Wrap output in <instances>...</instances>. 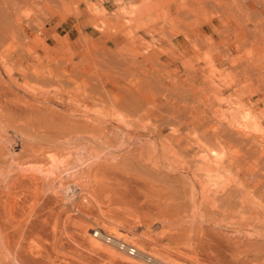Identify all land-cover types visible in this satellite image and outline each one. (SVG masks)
I'll return each instance as SVG.
<instances>
[{
    "label": "bare ground",
    "instance_id": "bare-ground-1",
    "mask_svg": "<svg viewBox=\"0 0 264 264\" xmlns=\"http://www.w3.org/2000/svg\"><path fill=\"white\" fill-rule=\"evenodd\" d=\"M69 2L70 0H68V3ZM193 2L194 5L198 4V6L196 5L198 10L213 8L218 10V12H223L225 9H230L231 5H235L239 9L246 11L250 17L257 18L260 16L264 21V0H194ZM50 3H53V0H0V264H13L14 260L21 261L20 264H47L44 261H37L38 259L34 260L29 258L30 251L33 249L39 251L42 242L44 244L48 241L49 244L46 243L47 248H50L52 247L50 243H58L64 237L72 239V234L67 231L63 233L61 231L63 229L62 225V229L57 225L61 224L60 217L62 215L59 212L63 205L60 206V203L63 201L64 197H78L80 200L90 203L97 212L100 213L101 211L103 212L102 214L105 213L104 215H106L111 222H116L114 223L116 225L118 222L121 223L123 221L125 223L129 221L138 223L141 217L153 213V215L160 217H164L166 214V219L171 215L169 218H172L171 220L169 219L170 222L168 223H171L170 225L173 227L172 224L179 222V220L176 219V214L177 210L181 208L180 202H177L179 208L178 204L175 202V200H179L181 197L179 196L178 198L177 193L185 197L187 196V190H192L188 187L189 184L192 183L190 182L192 180L189 181V177H193L194 179L200 175V177L197 178L198 182L200 180V188L203 191L201 194H203L205 203L207 204L210 201L209 204H211L214 194L228 190V188L226 189V185H229L233 181L231 177L232 173L235 175V172L238 171L241 175L240 178H242L245 176V171L247 169L253 168L252 170H255V172L258 169L263 171V148L262 153L260 152L261 156L257 154L260 149L259 151L258 149L257 151L255 150L256 153L251 149V157L254 154L253 156L257 158L254 164L248 165L250 168L248 167L246 169L245 167L247 166L249 157L247 161L243 158L239 160L236 159V161L233 158H228L229 160L226 168L222 163L224 153L226 151L228 152V150L224 149L227 146H223V144L226 145V143L220 144L218 148L219 145L214 139L210 138V136L205 138L201 135L203 133L200 134L196 132V130L195 132L198 134L196 135L195 133L196 136L193 135L194 133L192 134V136L196 138L186 137L181 133L179 134V132L172 133L171 135L168 134L169 136H163L164 138L161 137L162 135L157 134L160 136L158 138V140H160L159 143L162 153L160 156L156 150L159 146L153 145V138L155 137H153V134H150L152 132L147 133L146 131L149 128L146 129L145 125H141L142 122L137 118L142 111H147L148 113L150 111L141 107V102H138L139 105L134 104L135 101L133 103H131L132 101L129 102L130 99H136L133 94H136V92H132L133 95H129L131 92L127 90L128 88L125 89L129 93L125 95V92V96L122 94L124 97L119 93H117L118 98L114 94L110 95V99L112 100L108 99L110 93L108 91L109 89L106 91L105 86H102L101 82V89L98 91L95 88L94 91H97H93L95 96L91 91H89L90 93L87 95L86 92L88 91L80 94L74 92V90H67V88L64 90L58 88V91H63L58 102L59 108L57 109L59 111L51 107H42V105H46V103L50 106L47 102L48 99L46 103L44 102V104L39 106L43 100H46L43 99L44 90L43 87H41L42 85L50 84L51 86V83L55 84L56 82H60L63 78L64 80L67 79L71 85L73 82L74 85L75 81H73V79L75 76L73 73H77L78 75V69H81L79 68V65H81L79 64L80 62H74L76 58H71V56L70 58L68 56L66 58L63 57V60L69 58V60H67L68 63L64 65L65 63L61 60L62 56L60 59L58 56L50 54L53 52L59 53L61 50L65 49L69 43H66L68 40H65L66 42L62 41L55 51L53 50L50 52L51 50L49 51V49H47L46 43L44 42V44L41 39L40 44H44L42 46L45 52V57L43 56V58L40 55L34 54V52L33 54L26 53L27 50L33 48V46L32 44L29 45L30 43L28 44V41L21 42L22 39H28L24 27L29 25L32 21L35 23L36 20L34 21L33 19H36L37 15L40 13H44V10L45 12L46 10L47 12L49 11L48 13H50L51 16L54 15L50 8ZM138 3L139 0H112L113 6H116L117 10L126 17L133 15ZM60 4H62V2ZM63 13L66 15L65 12ZM45 15H47V17L49 16L47 13H45ZM42 17H44V14ZM65 17L68 16L66 15ZM41 19L38 18V20ZM263 21L259 23V25L261 23L263 24L261 28L258 27L259 25L256 27L258 29L257 31L262 34L264 33ZM30 25L33 26L34 24L32 23ZM30 25L28 27H31ZM40 28L38 27L37 31ZM35 37H37V39H33L34 41L40 40L39 37L41 36H37L36 34ZM37 43L39 44V41ZM35 49L34 51H36ZM83 58H81V61L85 59ZM76 63L79 64L78 71L75 70L77 66ZM84 63L83 65H85ZM85 71L86 70L82 72L87 74H85V76L93 78L92 76L94 75L91 74L90 77V74L88 75ZM105 74L106 73H104V75ZM99 76L102 77V74H99ZM110 76L108 75L105 77L110 78ZM94 78H98V75ZM75 79L79 84L81 83V81H78L77 76ZM92 80L93 79H89V82L85 79L83 80L84 82L82 81L83 85L81 84L79 86L86 88L89 84L90 87L92 86V84H90ZM100 81H102V78ZM77 82H75L74 86H76V84L78 85ZM62 85L65 86L64 83H62ZM117 86L113 84V90H115ZM74 88L76 89L77 87ZM92 88H94V86ZM82 89L84 90V88ZM87 89L88 88H86V90ZM121 91V93L124 92L123 89H121ZM91 94H93V96ZM138 97L139 96H137V98ZM122 98H125V100L129 99V101L123 102L124 99L122 100ZM138 99H136V101H138ZM108 100L112 101V103H109ZM91 103L94 108L96 107V110L92 113L90 110ZM254 112L249 108H238L237 111L231 114L232 128L237 130L239 134H243L242 137L246 135L249 137V135L261 134L263 132V126L260 124V121H258L259 118H257L258 114L255 112L256 115ZM146 114L147 113H145L144 116H146ZM258 116L260 117V115ZM263 116L264 114L262 117ZM140 118L141 116L139 119ZM198 135H201L207 140L210 138L211 140L209 141L214 140V143L217 145L212 143L220 150L216 147L212 149L214 145L212 146V143L209 144V141L207 144L211 145L212 148L207 144H203V141L200 140L199 137L197 138ZM223 137L224 136L221 138ZM221 138L220 142H222ZM227 138L224 137L223 139L227 140ZM229 139L230 138H228V140ZM233 141H235L234 138ZM204 142L207 141L204 140ZM153 153L155 154L154 157ZM69 161L71 162L69 163ZM225 161H227V158ZM65 162H67V164ZM164 169L166 171H164ZM178 170H180L178 173L179 175L181 174V177L177 176L179 178H175L176 176H174L173 179L175 181L172 179L173 182L170 181V183L172 182L171 185L173 184L172 186L174 188L176 187L174 183H182V185L180 187L178 185L175 188L176 192L174 191L175 193H171L169 197H166L163 192L164 189L162 190L154 187L155 184H153V179L164 180V182L166 180V183H168L167 180H169L170 177L168 175V178L166 173L174 174ZM153 171L155 172L154 178ZM246 178H249V176ZM223 179H225L224 183L222 181ZM194 180L197 181V179ZM154 182L156 183L157 181ZM183 183L189 184L186 187L184 186L186 184ZM192 184L191 186L194 187L195 184ZM231 184H233V182ZM231 184L230 187L232 186ZM162 185L165 184L163 183ZM166 186L167 189L168 185ZM182 186L184 188L186 187V191L183 190L184 188H182ZM191 186L190 188H192ZM26 188L33 189V192L36 194L30 191L36 196H34L35 198L32 197L33 195L31 196L32 193H28L30 195L27 194L28 197H32L30 199L31 201L34 198L33 202L30 201L32 203V205L30 204L31 207L30 205L28 206V197L25 196ZM170 188L171 186H169V189ZM169 189V193L173 191V189H170L172 191ZM11 190L13 192H11ZM193 190L189 192H194L195 190ZM197 192H195V194H198ZM225 194H229V192L226 191ZM231 194L229 195L230 197ZM226 197L222 200L226 199ZM180 199L182 200L183 198ZM234 199L232 198V200ZM167 200L174 201V203L177 204V206H174V208H176H173L171 202L167 203ZM200 200L204 204V201H202L203 199ZM232 200L230 199L231 203ZM59 201L61 202L59 203ZM226 201L229 200L226 199ZM185 205L182 206V209ZM210 206L205 205L204 214L202 211H200V213L203 214V220L214 223L217 227L220 225L222 226L223 222H228L229 225L230 223L232 224L235 217L238 216L237 212V216L233 211L228 212L226 210L221 213L215 205H212V207ZM199 207L202 208L201 206ZM232 208H234V206ZM63 209L64 207L62 210ZM174 211H176V214H174ZM180 211L183 212L179 210L178 213H180ZM221 211L223 210L221 209ZM254 213L255 211L253 214ZM257 215L262 217L263 214L260 216L259 213H257ZM220 216L222 218H220ZM181 217H179V219ZM259 217L257 218L259 219ZM257 218L254 219L253 217L254 220ZM236 219L234 222L237 221ZM68 220H66V222H68ZM257 222H259V220ZM63 227H65L64 224ZM200 228L202 229L201 231L193 234H188L185 230H179L177 228L176 230L173 229L175 230L173 232L168 231L165 234L163 233L164 236L161 237L160 240L155 239L156 241H154V243H159L158 245L162 246L164 245V240L167 241L166 244L168 246L165 248L163 247L164 250L162 249L164 252L165 250L167 252L165 257L162 256L163 254L151 257L142 249L139 250L134 245L109 235L103 230L99 232L98 229L93 230L94 233L91 234L94 240L104 241L110 247H114L117 251L133 258V261L126 262L127 260H123L120 254L117 255L112 249L108 250L104 247H93V249H89V252L86 254L75 250L70 245H61V249L64 255L73 256L85 261V263L81 264H98L95 257L107 258L110 262H115L116 264H147L151 263V261L157 264H180L181 262H190L191 264H260L261 255L259 253L264 251H258L260 248L256 246L258 250H254L255 247L251 248V245L250 248L248 247L249 244H253L251 240L262 237L257 231H255L256 233L252 232L255 227H252L253 230L242 227V230L248 233L246 237H243L247 238L249 243H246L248 242L247 239H245L246 242H244L241 237L239 238L235 235V232L238 231L236 227H234L236 231L233 233L228 232L229 236L227 234H218L215 232L216 230L214 231L213 229L211 230L214 232L209 229L204 230L203 227ZM27 241H32V243L29 245ZM13 242L15 243L14 245ZM12 245L16 250L19 249V252L17 251L16 253Z\"/></svg>",
    "mask_w": 264,
    "mask_h": 264
},
{
    "label": "rangeland",
    "instance_id": "rangeland-1",
    "mask_svg": "<svg viewBox=\"0 0 264 264\" xmlns=\"http://www.w3.org/2000/svg\"><path fill=\"white\" fill-rule=\"evenodd\" d=\"M58 1L53 0V3H50V8L54 15L51 16V14L48 13L49 11L47 12L46 10L45 12L44 10V13L42 12V14H39L41 17L44 14V17H42V19L39 15H37V18L33 19L34 21L36 20L35 23L33 21L30 22V24H34L33 26L29 24L31 27H28L29 25L24 27L27 33L26 35H28V39H22L21 42L28 41L27 43H30L29 45L32 44L33 48L28 49L26 52L27 54H33L34 52V54L40 55L43 58V56L45 57V52L43 51L44 49L42 45L46 43L45 45H47V49H49V51L51 50L50 52H52L53 50L55 51V49H57V46H59L62 41L66 42L68 40L66 43H69L67 44L65 49L61 50L59 53L53 52L50 54H52L53 56H58V58L62 56V59H60L65 63L64 65L68 63L67 60H69L70 56L71 58H76L74 62H80L79 64L81 65L76 63L77 66L75 70L78 69L79 65V68L81 69L78 70L81 74L78 72L79 76L77 75V73H73V75L75 76V78L77 76L78 81H81V83L79 84L74 78L75 80L73 79V81L78 83V85L76 84V86H74L75 82L74 85L73 82L71 85V83L68 82L67 79H65V81L63 78L60 82H54L55 84L51 83V86L50 84L42 85L41 87H43L44 90L43 99L46 100H43V102L39 104V106L44 104V102L46 103L48 99L47 102L50 106H48V104L46 103V105L44 104L42 105V107H51L59 111L57 109L59 108L58 102L59 98L62 96L63 91H58V88H62V90L67 88V90H74V92L80 94L88 91L86 92L87 95L88 93H90L89 91H91V93H93L95 96L94 92L101 89V82V85L105 86L106 91L109 89L108 91L110 93L108 95V99H110V95L113 94L118 98L117 93L124 95V93L126 92L125 95H127L129 92H131L129 93L130 95L132 94V92H136L137 95L135 93L133 94L136 99L140 98L138 99V101H136V99H130L129 101V99L125 100V98H122V100L124 99L123 102L132 101L131 103H133L135 101L136 103L134 102V104H138V102H141V107H143L144 109H148V111L153 113L152 114L150 112L148 113L147 111H142L139 115V117L141 116V118L139 119L138 116L137 118L142 122H140L141 125H145L146 129L149 128L148 130L150 131H146L145 129L147 133L152 132L150 134H153V137H155L153 138V145L159 146L156 148V150L160 156L162 155V153L161 145L159 143L160 140H158L160 136L158 135H162L161 137L169 136L168 134L171 135L175 132H179V134L181 133L189 138H196L195 136L198 133H203L201 135H203L205 138L207 136H210V138L214 139L219 145L218 148L220 147V144L226 143V145L223 144V146H227L224 149L228 150V152L226 151L224 153V159L222 162L226 168L227 162L230 158H233L235 161L236 159L239 160L243 158L245 159V161H247L249 157L247 166H245L247 169L249 167L248 165H252L256 162L255 159L257 157L253 156V151H257V149L259 151L260 149L257 154L261 156L260 154L262 153V148L264 149V116L262 117V115L264 114V33L262 34L257 31L258 29L256 27L261 21H263L262 17H250V15L246 11H244L243 9H239L235 5H231L230 9H225L223 10V12H218V10L213 8L198 10V8L196 7V5L198 6V4H196L195 2L196 5H194V0H191V2L190 0H145L142 3L141 0H139L138 6L141 3V10L136 19L130 21L134 13L129 17L124 16L125 19L113 15L114 10L115 13L120 11L117 10L116 6L110 4L109 21L107 22L104 31L101 32L100 30L85 28L84 33H82V28H80V35L87 36L88 33L90 35H93L94 38L85 37L76 41L75 39H77V34L75 31L73 33H70V27L73 21L75 22L76 19H85V3L82 0H70L69 3L68 0ZM60 1L62 2V4H60ZM57 2L60 4V6ZM63 12H65L68 17H65L66 15H64ZM45 13H47L49 16L47 17ZM38 18L43 22L41 20H38ZM36 23H39L40 26ZM262 25L263 24L261 23L258 27L261 28ZM97 26L100 29L103 27V25ZM38 27L41 28L37 31ZM33 29L35 30V32ZM144 32L149 36H153V39H156V42L153 44L139 43L137 39L139 38V35ZM36 34L37 36L40 35L41 37H39L40 40L38 39L34 41L35 39H37V37H35ZM120 38H127L129 42L123 43V39ZM41 39L43 43L45 42L42 45L40 44ZM30 41H32L34 45ZM38 41L39 44L37 43ZM34 49L37 52L34 51ZM67 56L69 58H67L66 60L65 58ZM63 57H65V60H63ZM81 58H83L84 60L81 61ZM83 63L85 65H83ZM84 70H86L85 72H87L88 75L90 74V77L91 74L94 75L92 76L93 78H88V76H85L86 73H82L84 72ZM104 73L106 74L104 75ZM99 74H102V77L99 76ZM97 75L98 78L95 79L94 77H97ZM108 75H111L110 78H112L113 80L105 77ZM82 76L87 77L83 78L88 81L89 79H93L90 83L92 84V86L90 87L92 88L94 86V88L91 89L89 87V84L88 87H86L88 88L87 90L85 87L79 86L81 84L83 85V80H85L81 78ZM101 78L102 81H100ZM97 80L99 81V83ZM112 82L116 86L118 85L117 88L119 87L120 89L116 88L115 90H113ZM62 83H64L65 86L62 85ZM74 87L77 88L75 89ZM82 88H84V90ZM95 88L97 90L94 91ZM125 88H128L127 90H129V92ZM121 89L124 90L123 93H121ZM112 90L114 93L112 92ZM116 90H119L120 92H117ZM93 94L91 95L93 96ZM123 95L122 97L125 96ZM137 96L139 97L137 98ZM110 100H108L109 103H112V101ZM90 106V110L92 113L96 110V107L94 108L92 103L90 104ZM238 108H249L250 110H253V112L255 111L258 115H260L259 117L254 112L257 115V118H259L258 121H260V124L263 126V132L261 134L251 136L249 135V137L246 135L242 137L243 134H239L237 130L232 128L231 114L237 111ZM145 113L151 115L149 117H146L148 115L146 114V116H144ZM195 130L198 133H196ZM192 134L195 136H192ZM200 136L198 135L197 138L199 137V139L202 140L203 144L205 145L209 142V144L215 142L214 140L209 141L211 140L210 138L207 140ZM222 136H224L225 138H227L228 136V138H230L231 140H228L227 138V140L225 139V141L223 139L224 137L221 138ZM219 137L221 138L222 142H220ZM237 137L239 138V140ZM233 138L235 141H233ZM155 140L157 144L155 143ZM204 140L207 142H204ZM213 143L212 146L216 144ZM216 145H214L213 148L211 147V145L209 146L210 148L214 149L215 147L217 148ZM251 149L253 150L252 157ZM154 155L155 154L153 153V157ZM226 158L227 161H225ZM70 162L71 161H69V163ZM65 163L67 164V162ZM252 169H247L245 171V176H243L242 178H240V172L236 171L235 175L234 173H232L231 177L233 179V184H231L232 182L230 183L232 185L231 187L230 184L226 185V189L228 188V190L224 189L228 191L229 194H225L226 191L224 192L223 190L222 191L224 193L219 192L214 194L213 198H215H212L211 204H209L210 201L206 204L205 199L203 198V194H201V192L203 193V191L200 188V180L198 182V178L200 177V175L198 174V178H194L197 179V181L194 180L193 177H189V181L192 180L190 182L193 183L191 184H195L194 187H192L189 183V186L187 183H183L186 184L184 186H188L189 189L192 190L196 188L198 192L196 191V189H194L195 191L193 190L194 192H189L192 190H187V196L185 197H183L184 195H178L177 193V197L179 198V196H181L180 198L183 199L181 200L179 198V200H175V202H180L179 204L181 208L179 210H182L183 212L180 211V213H178L179 210H177L176 214V211H174V214H176L177 216L176 219H178L179 222L172 224L173 227L170 225L171 223H168L170 222L169 219L171 220L172 218H169L171 215L168 216V219H166V214V216L164 215V217H160L153 215V213L141 217L138 223L133 221L125 223L123 221L121 223L118 222L116 225L114 224L116 222H111V220L108 219L106 215H104L105 213L102 214L103 212L101 211L100 213L97 212V210L90 203L84 202L78 197H66L67 199L64 197L62 202L59 201V203L61 202L60 206L63 205L62 208L64 207V209L62 210L61 208L62 212H59L62 215H60L61 224L57 225L60 228L62 225V228L64 230L61 228V231L63 233L67 231L68 233L72 234V239L64 237L58 243H50V246H52L50 248H47L46 243L49 244L48 241H45L46 243L44 244L42 242V244L45 246L41 244V248L39 251H36V249L31 250L29 253V258L34 260L38 259L37 261H44L47 264L85 263V261H82L81 259L73 256H67L62 253L63 250L61 249V245H70L75 250L85 254L89 252V249H93V247H104L108 250L112 249V251L117 255L120 254V257L123 260L126 259V262L133 261V258H130L124 253L117 251L114 247H110L104 241H98L97 239L94 240L91 234H93V230L96 229H98L99 232H102L103 230L109 235L120 238L125 242L134 245L139 250L142 249L147 253V255L151 257H156L160 254H163L162 256L165 257V255H167V252L166 250L165 252L163 251V247L165 248L166 246H168L166 244L167 241L164 240L163 246L158 245L159 243L155 244L154 241H156L157 239L160 240L161 237H163L164 234L168 231L173 232L178 228L179 230H185V232H187L188 234H193L201 231L202 229L200 227H203L204 230L213 229L214 231L216 230L215 232L218 234H227L229 236L228 232L233 233L234 231H236L234 230V227H236L238 231L235 232V235H237V237L239 238L241 237V239L246 242L245 239L247 238H244L243 236L246 237L248 233H246L245 230H242V227L249 228L250 230H253V228L255 227L254 231L252 232L256 233L255 231H257L259 234H261L262 237L251 240L253 244H249L248 247L250 248L252 246L251 248H254L256 246L260 248V250L256 249V247L254 248V250L256 249L262 252L264 251V169L263 171H261V169L256 170V172L258 171L257 174L255 170ZM154 171L153 178L155 177ZM164 171L166 170L164 169ZM178 172H180V170L176 171L177 174L174 173L176 175H174L173 173H166L167 177L168 175L170 177V179L167 180L168 183H166V180L164 182V180H158L156 178V180L153 179V184H155L154 187L162 190L164 189L163 192L165 193L166 197H169L171 193L173 194L176 192L175 188L178 185L179 187L182 185V183H174V185L176 186L175 188L172 186L173 184L171 185L174 176H176L175 178L181 177V174L179 175ZM247 176H249V178H246ZM224 180L225 179L222 180L223 183L225 182ZM154 181L157 182L155 183ZM170 181L172 182L170 183ZM163 183L165 185H162ZM166 185H168L167 189ZM169 186H171L170 189L174 188L173 191L169 189ZM190 186L192 188H190ZM182 188L184 187L182 186ZM185 188L183 190L186 191ZM168 189L172 192L169 193ZM30 191L33 192L34 190L26 188L25 196L28 197V195H30L28 193H32ZM11 192L13 191L11 190ZM195 192H197L198 194H195ZM33 193L35 194V192ZM33 193L31 194V196L33 195L32 197L36 195H34ZM230 194L231 197L233 196L232 198H235L236 200H232V198L229 196ZM31 196H29L30 198H27L28 206L30 204L32 205L31 202H33L34 198L36 197L35 196L31 201ZM225 197L229 201H226V199H224L225 201L222 200ZM200 199H203L202 201H204V204ZM230 199L232 200V203ZM170 202L172 203L173 208L178 204H175L172 200H167V203ZM183 204H186L183 208L184 210L182 209V206H184ZM203 205H211L210 207H212V205H215V207L220 210L221 213L227 210L228 212L233 211L236 215L237 212V215L241 218L236 215L237 217H235V219L237 218V221L234 222V219L233 223H230V225L228 224V222H223L222 226L220 225L222 228L221 229L220 226L217 227L214 223L203 220L202 216L205 209ZM232 205L234 206V208H232ZM199 206H201L202 208H200ZM218 206L220 207V209ZM221 209L223 211H221ZM252 209L255 211L254 214V211ZM195 211L198 213H196ZM200 211H202L203 214L200 213ZM257 213H259L260 216L263 214L262 217H259ZM179 217L181 218L179 219ZM253 217L254 219L259 217V219L257 218L259 222H257V219L254 220ZM220 218L222 217L220 216ZM66 220H68V222H66ZM63 224L65 227H63ZM237 232H239L240 234L242 232V234L240 235ZM247 241L248 242L246 243H249L248 239ZM27 243L30 245L32 241H27ZM14 244L15 243L13 242V245ZM13 245V250L16 253L17 251L19 252V249L16 250ZM260 245H262L263 247ZM259 254L261 255L260 264H264V252ZM95 258L98 264H116L115 262H110L107 258ZM20 263L21 261L19 260L13 261V264ZM183 263L191 264L190 262ZM147 264L157 263L151 261V263Z\"/></svg>",
    "mask_w": 264,
    "mask_h": 264
},
{
    "label": "crops",
    "instance_id": "crops-1",
    "mask_svg": "<svg viewBox=\"0 0 264 264\" xmlns=\"http://www.w3.org/2000/svg\"><path fill=\"white\" fill-rule=\"evenodd\" d=\"M82 1L85 3L86 17L84 20L76 19L75 22L73 21L70 27V33H73L75 31L77 34L76 36L77 39H75L76 41L85 37L94 38L93 35H90L88 33L87 36L80 35L79 34L80 28H82V33H84L85 28H92V29L100 30L101 32L104 31V29L106 28V24L109 21V15H110L109 9H110V4H112V0H82ZM143 1L145 0H141V3ZM141 3L134 10V15L131 17L130 21L138 17L141 10ZM113 15L125 19L124 15H122L120 12L115 13V10ZM97 25H103V27L100 29ZM120 39H123V43L129 42L127 38H120ZM155 40L156 39H153V36H149L145 32L141 33L139 35V38L137 39L139 43H149V44L155 43L156 42Z\"/></svg>",
    "mask_w": 264,
    "mask_h": 264
},
{
    "label": "built area",
    "instance_id": "built-area-1",
    "mask_svg": "<svg viewBox=\"0 0 264 264\" xmlns=\"http://www.w3.org/2000/svg\"><path fill=\"white\" fill-rule=\"evenodd\" d=\"M132 249H133V247H132Z\"/></svg>",
    "mask_w": 264,
    "mask_h": 264
}]
</instances>
